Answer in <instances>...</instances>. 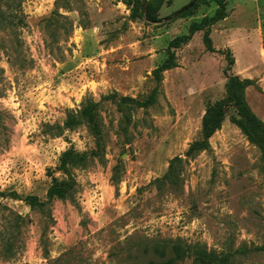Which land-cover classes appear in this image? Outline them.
I'll return each instance as SVG.
<instances>
[{
  "label": "rangeland",
  "instance_id": "1",
  "mask_svg": "<svg viewBox=\"0 0 264 264\" xmlns=\"http://www.w3.org/2000/svg\"><path fill=\"white\" fill-rule=\"evenodd\" d=\"M221 1L0 2V264H264V0ZM229 77L261 128L189 151Z\"/></svg>",
  "mask_w": 264,
  "mask_h": 264
},
{
  "label": "trees",
  "instance_id": "2",
  "mask_svg": "<svg viewBox=\"0 0 264 264\" xmlns=\"http://www.w3.org/2000/svg\"><path fill=\"white\" fill-rule=\"evenodd\" d=\"M1 1L2 0H0V2ZM141 5H142V3H141ZM223 8H224V4L220 0L219 7L217 9V12H219V18L223 17ZM139 16L146 18V19H149V20H155V17H153L150 14L149 7L147 5L145 6V9L142 12L141 11L139 12ZM210 20H211L210 17H206L202 21H200L199 23H194L190 27L189 32L192 33L195 30L203 29V27L205 25H201V24L204 22H206V24H207ZM188 34L185 35L182 39H180L179 43L186 41L190 37V35H188ZM206 46H207V48H210V40L206 43ZM163 68H168V67L165 66ZM163 68H160V69L162 70ZM243 87H244V84L242 82L238 81L235 77H229L228 78L225 96L222 99H220V100H218V101L207 106V108L205 110V114L202 118V130H201L202 138H201V140L194 141L189 146V148H188L189 151L193 145L199 144L202 140L206 139L214 130L219 128L220 122H221L222 117L224 115V109H225L226 105H228L229 103L234 105V107L236 108L238 115H239L237 122L239 123V126L241 127V129L244 131V133L249 138L252 137V134L255 135V133L259 131V129L261 128V123L259 121H257V119L254 117V115L251 113V111L248 109V107L244 103L243 96H242ZM70 154H71L70 150H67L62 154L61 160H62L63 164L66 163L71 158ZM174 159L179 160V157H175ZM173 160H171V161H173ZM51 190H54L55 192H65L66 189L62 183H59V185L51 186L48 190V194L51 193ZM40 204H43V203L40 202ZM198 254L201 255V254H204V252L198 251ZM208 255L216 263H220V261H221L220 257L221 256H215L212 253H208ZM222 260L226 261L227 257H223Z\"/></svg>",
  "mask_w": 264,
  "mask_h": 264
},
{
  "label": "water",
  "instance_id": "3",
  "mask_svg": "<svg viewBox=\"0 0 264 264\" xmlns=\"http://www.w3.org/2000/svg\"><path fill=\"white\" fill-rule=\"evenodd\" d=\"M196 1V0H193V2Z\"/></svg>",
  "mask_w": 264,
  "mask_h": 264
}]
</instances>
